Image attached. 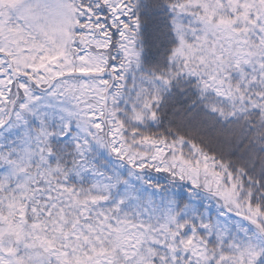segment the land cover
<instances>
[{"label": "snow or ice", "instance_id": "snow-or-ice-1", "mask_svg": "<svg viewBox=\"0 0 264 264\" xmlns=\"http://www.w3.org/2000/svg\"><path fill=\"white\" fill-rule=\"evenodd\" d=\"M0 264H264V0H0Z\"/></svg>", "mask_w": 264, "mask_h": 264}]
</instances>
